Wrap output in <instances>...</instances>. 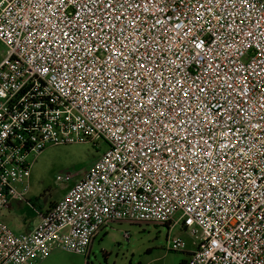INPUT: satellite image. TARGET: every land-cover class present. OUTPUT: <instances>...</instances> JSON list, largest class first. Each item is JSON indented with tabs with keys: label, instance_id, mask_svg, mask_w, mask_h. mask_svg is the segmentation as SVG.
<instances>
[{
	"label": "built area",
	"instance_id": "2783aa9c",
	"mask_svg": "<svg viewBox=\"0 0 264 264\" xmlns=\"http://www.w3.org/2000/svg\"><path fill=\"white\" fill-rule=\"evenodd\" d=\"M0 42V214L46 149L107 146L31 231L0 219V264L121 220L180 225L183 264H264V0H0Z\"/></svg>",
	"mask_w": 264,
	"mask_h": 264
},
{
	"label": "rangeland",
	"instance_id": "374dc122",
	"mask_svg": "<svg viewBox=\"0 0 264 264\" xmlns=\"http://www.w3.org/2000/svg\"><path fill=\"white\" fill-rule=\"evenodd\" d=\"M5 50L0 42V62ZM106 147L99 140L95 145H65L46 149L32 164L28 196L43 207L49 201L55 204V200L65 195L67 186L83 176ZM66 175L71 176L69 184L62 181ZM34 216L38 218V213H34ZM177 237L187 243L186 251L193 248L192 238L180 229V225L169 229L166 225L132 224L121 220L109 223L94 238L87 257L58 250L50 259V264H179L190 253L167 250V242Z\"/></svg>",
	"mask_w": 264,
	"mask_h": 264
},
{
	"label": "crops",
	"instance_id": "0c3cea01",
	"mask_svg": "<svg viewBox=\"0 0 264 264\" xmlns=\"http://www.w3.org/2000/svg\"><path fill=\"white\" fill-rule=\"evenodd\" d=\"M82 177V176H81ZM75 180L74 182H68L67 190L71 187L75 182L79 181ZM60 200V199H59ZM56 202L58 200H55ZM54 201H49L45 207L40 205L37 200L27 195L26 201L19 200H10L9 205L6 209H4L0 214V219L3 223H5L14 233H27L33 229V227L40 222V213L44 212L46 209L50 208ZM26 203V204H25ZM34 204V206L32 205ZM38 213V218H35L34 213ZM190 250V249H189ZM187 250V252L189 251ZM58 250H53L47 258L36 259L30 261L28 264H50V259L54 257V254ZM54 260V259H53Z\"/></svg>",
	"mask_w": 264,
	"mask_h": 264
},
{
	"label": "trees",
	"instance_id": "16d2710c",
	"mask_svg": "<svg viewBox=\"0 0 264 264\" xmlns=\"http://www.w3.org/2000/svg\"><path fill=\"white\" fill-rule=\"evenodd\" d=\"M32 205L34 206V204H32ZM102 231H103V230H102ZM102 231H101V232H102ZM184 261H185V260H182V261H181L179 264H183V263H184Z\"/></svg>",
	"mask_w": 264,
	"mask_h": 264
}]
</instances>
